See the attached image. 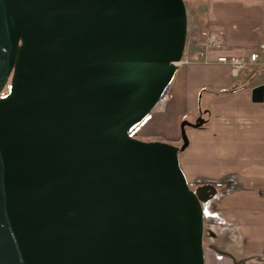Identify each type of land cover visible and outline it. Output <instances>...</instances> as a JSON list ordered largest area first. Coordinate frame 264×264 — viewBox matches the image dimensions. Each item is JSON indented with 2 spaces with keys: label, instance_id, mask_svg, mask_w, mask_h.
<instances>
[{
  "label": "water",
  "instance_id": "95a60500",
  "mask_svg": "<svg viewBox=\"0 0 264 264\" xmlns=\"http://www.w3.org/2000/svg\"><path fill=\"white\" fill-rule=\"evenodd\" d=\"M187 36L185 0H0V264H205L216 189L180 163L205 118L132 134Z\"/></svg>",
  "mask_w": 264,
  "mask_h": 264
},
{
  "label": "crops",
  "instance_id": "0c3cea01",
  "mask_svg": "<svg viewBox=\"0 0 264 264\" xmlns=\"http://www.w3.org/2000/svg\"><path fill=\"white\" fill-rule=\"evenodd\" d=\"M185 1L195 44L190 62L178 63L170 100L151 112L164 118L161 134L152 139L179 145L180 122L205 118L202 126H192L190 143L180 153L189 183L216 189L208 200L216 215L209 237L218 248H205V264H264V95L255 92L264 84L258 75L264 70L235 76L216 61L218 52L207 54L196 45L213 29L224 38L221 53L247 56L264 35V0ZM239 77L246 79L238 82ZM200 93L204 106L198 103Z\"/></svg>",
  "mask_w": 264,
  "mask_h": 264
},
{
  "label": "built area",
  "instance_id": "2783aa9c",
  "mask_svg": "<svg viewBox=\"0 0 264 264\" xmlns=\"http://www.w3.org/2000/svg\"><path fill=\"white\" fill-rule=\"evenodd\" d=\"M186 6L188 10V36L185 53L181 62L189 63V53L191 52V49L195 44V38L192 16L190 13L189 4L187 2ZM196 45L207 54L215 51L218 52L216 61L218 63L229 66L232 74L235 76H239L242 73H248L249 71L255 69L264 70V35L257 45L256 49L251 51L247 56L221 53V50L225 47V41L223 36L213 29L207 30L205 35L197 40ZM169 99L170 94L168 91H166L157 102L155 107L158 108V106H165ZM207 203L208 202L203 205L204 219L205 221L208 220V222L215 221L216 215L209 210Z\"/></svg>",
  "mask_w": 264,
  "mask_h": 264
},
{
  "label": "rangeland",
  "instance_id": "374dc122",
  "mask_svg": "<svg viewBox=\"0 0 264 264\" xmlns=\"http://www.w3.org/2000/svg\"><path fill=\"white\" fill-rule=\"evenodd\" d=\"M180 63V62H179ZM259 72L263 69H257ZM259 76H264V73H259L258 74ZM246 78H242V77H239V78H236V81L238 82H243L245 81ZM169 91H171V88L169 87L168 89ZM201 95L202 93L199 94V98H198V103L201 105L205 104V101H201ZM170 100V99H169ZM207 102V101H206ZM168 103V102H167ZM166 106V105H165ZM165 106H163L162 108H164ZM158 108L161 110V106H158ZM157 110V108H156ZM154 111V110H153ZM163 116H159L157 118H154L153 117V114H151L149 117H147L137 128L136 130L132 133L135 137L137 138H140V139H144V140H153V136H155L156 134H161L163 128H164V121H163ZM184 120H187V118L183 119L181 122H180V130H181V125H182V122ZM193 120L195 121L196 120V117L193 118ZM192 121V122H194ZM193 127L192 126H187L186 127V130H187V134H188V137H189V132H191V129ZM181 132V131H180ZM181 137V135H180ZM182 144V138H181V141L179 142V146ZM190 186L192 188H195V185L193 183H190ZM207 206L208 203H207ZM209 208V207H208ZM207 220V218H206ZM212 222V221H211ZM205 225H207L209 231L212 233V231L214 232L216 230V217H215V221H214V224H211L210 225V222L205 221ZM211 240V239H209ZM209 244V243H208ZM207 247V246H206ZM205 247V248H206Z\"/></svg>",
  "mask_w": 264,
  "mask_h": 264
},
{
  "label": "trees",
  "instance_id": "16d2710c",
  "mask_svg": "<svg viewBox=\"0 0 264 264\" xmlns=\"http://www.w3.org/2000/svg\"><path fill=\"white\" fill-rule=\"evenodd\" d=\"M233 89H235V87H231V88H228V89H226L227 91H231V90H233ZM7 90V89H6ZM208 226L207 225H205V232H204V245L205 246H211L212 248H215V246H216V249L218 248V245H216L215 243H213L211 240H209L210 239V237H209V235H210V231H209V229L207 228ZM209 243V244H208Z\"/></svg>",
  "mask_w": 264,
  "mask_h": 264
},
{
  "label": "bare ground",
  "instance_id": "6f19581e",
  "mask_svg": "<svg viewBox=\"0 0 264 264\" xmlns=\"http://www.w3.org/2000/svg\"><path fill=\"white\" fill-rule=\"evenodd\" d=\"M157 107L154 108V110L156 109Z\"/></svg>",
  "mask_w": 264,
  "mask_h": 264
}]
</instances>
